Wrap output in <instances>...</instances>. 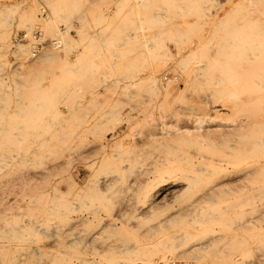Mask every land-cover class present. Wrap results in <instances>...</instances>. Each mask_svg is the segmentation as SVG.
I'll use <instances>...</instances> for the list:
<instances>
[{
	"label": "rangeland",
	"instance_id": "1",
	"mask_svg": "<svg viewBox=\"0 0 264 264\" xmlns=\"http://www.w3.org/2000/svg\"><path fill=\"white\" fill-rule=\"evenodd\" d=\"M5 1L35 2L39 12L0 20L9 37L0 39V229L38 219L49 230L15 232L0 264H112L111 251L133 244H156L167 264H198L203 252L188 243L206 234L219 264H259L264 230L250 221L264 210V87L255 85L264 33L250 20L264 16V0ZM35 30L61 37L66 51L32 60L31 45L21 50L15 37ZM155 67L179 77L168 102L146 88ZM154 119L169 131L207 129L157 139ZM169 170L187 185L166 194L153 182ZM191 201L212 220L167 222ZM181 232L190 238L166 248Z\"/></svg>",
	"mask_w": 264,
	"mask_h": 264
},
{
	"label": "bare ground",
	"instance_id": "2",
	"mask_svg": "<svg viewBox=\"0 0 264 264\" xmlns=\"http://www.w3.org/2000/svg\"><path fill=\"white\" fill-rule=\"evenodd\" d=\"M103 3H109L110 0H101ZM10 2V3H9ZM5 1V3L0 2V20L3 19V17L7 14H9L11 11H17L21 8L24 10V14L28 17L35 18V16L38 15V7L35 2L28 3L26 5H22V2H16V1ZM45 12V11H44ZM264 14V11L262 12ZM45 18L47 19L46 12ZM96 18L100 19L99 16L95 15ZM251 23L252 26H255V28L261 32L264 33V26L261 25L262 22H264V16H253L251 17ZM18 35V34H17ZM15 37V42L20 45L19 49L25 50L24 48L26 46L29 47L31 45V59L35 60L38 59L48 48H51L56 51L65 52L66 48L64 49V42L62 41V38L47 40L44 37V34L41 30H35L32 32L29 31H23L18 36ZM36 35L39 36V39L36 38ZM0 39H3L5 41H9V37L5 32H0ZM257 45L260 41L257 39V37L254 38ZM56 41L62 42L58 44ZM28 44V45H27ZM264 46L263 43H260V45ZM47 48V49H46ZM195 51L192 50L189 55H194ZM250 55L259 54V51L256 50L255 52L250 51ZM166 55L171 56V52L168 50L165 52ZM56 58V55L53 53H50L48 57L46 58L47 61H52ZM59 58V56L57 57ZM189 60V59H188ZM188 60H184V64H187ZM74 64L78 62V60L72 61ZM184 69H186L183 66ZM160 67H155L153 70H151V74H149L145 78L146 88L149 90L150 94L153 95L156 98H162L164 102H168L170 98L173 95V86L177 82H179L178 75L173 74L171 71H165L163 75L160 76V71L158 70ZM161 70V69H160ZM264 70V68H263ZM233 79H238V75H231ZM188 79L187 83L189 81L193 80L195 77L188 73ZM186 88H183L180 93L178 94L177 99H182L186 96V92L189 88L188 84H186ZM256 86L258 87H264V76L262 77V81L256 80ZM173 87V88H172ZM218 111H220L218 109ZM211 114V110L209 112ZM156 120V123L154 124L155 129L154 132L151 134V136L160 139H187L192 138L194 136H202L203 133H205V130L207 129L206 125L204 123L197 124L194 128L184 129V128H178L175 131H169L167 130L166 122H162L160 119H154ZM24 125H20L22 127ZM242 126V125H240ZM223 128V127H222ZM209 129V128H208ZM222 129H217V131H220ZM214 131V130H212ZM5 141V140H4ZM118 147H122V143L120 141L116 142ZM2 147L0 146V149ZM198 166V164L196 163ZM194 163V168H195ZM206 168L204 166H200L199 169H194V173H206ZM163 173V171H160ZM167 175L157 176L155 178V182H153L154 185H159V187L163 189L166 194L173 192L174 186L186 184L187 181L179 178V173L174 170L165 171ZM191 182H197L199 179L191 178L189 179ZM217 181H214L216 183ZM215 184L211 185L212 187ZM210 187L206 191L208 194L213 190V188ZM158 194L157 196H159ZM216 197H210V201H215ZM214 212L212 210H207L202 207L199 204H195V202L191 201L189 203H186L185 205L179 207L177 210L171 212V216L167 219V222H169L172 219L177 218H185L188 223H200L205 224L208 221H211L213 218ZM185 216V217H184ZM38 219H33L31 221L25 220L24 223L15 224L11 227H6L0 229V248H5L7 246H11L12 242L14 241V233L15 232H44L48 231L49 227L43 226L42 224H39ZM250 226L254 228H260L261 230H264V210L259 209L257 210L256 214L251 218ZM197 227V226H196ZM8 232L12 233L10 236H5L3 233ZM189 236V232H181L179 234H176L174 236H171L169 240L166 241L165 247L166 248H174L178 247L181 244H183ZM216 241H215V235L214 234H206L204 236L192 239L191 242L188 243V246L193 248L194 250H197L199 252H203V255H200L198 264H219L220 257L219 253L215 249ZM137 245L133 244L131 247H127L122 250H114L111 251L110 257L112 264H167L164 262L163 258L165 259L164 254H162L155 246L151 247V250L145 249V250H137ZM264 247V246H263ZM264 250V249H262ZM119 254H124V258L118 257ZM255 261H257L259 264H264V251L263 252H256L255 253ZM211 258L214 259L213 261H209L210 263H204L206 259ZM138 260V262L136 261Z\"/></svg>",
	"mask_w": 264,
	"mask_h": 264
},
{
	"label": "built area",
	"instance_id": "3",
	"mask_svg": "<svg viewBox=\"0 0 264 264\" xmlns=\"http://www.w3.org/2000/svg\"><path fill=\"white\" fill-rule=\"evenodd\" d=\"M36 38L39 39V36L36 35ZM58 44L62 43V42H59V41H56ZM63 44V43H62Z\"/></svg>",
	"mask_w": 264,
	"mask_h": 264
}]
</instances>
